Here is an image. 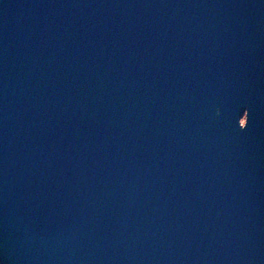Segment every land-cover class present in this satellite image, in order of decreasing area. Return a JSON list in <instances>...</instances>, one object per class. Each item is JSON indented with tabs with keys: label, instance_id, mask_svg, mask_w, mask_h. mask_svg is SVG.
<instances>
[{
	"label": "water",
	"instance_id": "1",
	"mask_svg": "<svg viewBox=\"0 0 264 264\" xmlns=\"http://www.w3.org/2000/svg\"><path fill=\"white\" fill-rule=\"evenodd\" d=\"M0 264H264V0H0Z\"/></svg>",
	"mask_w": 264,
	"mask_h": 264
},
{
	"label": "snow or ice",
	"instance_id": "2",
	"mask_svg": "<svg viewBox=\"0 0 264 264\" xmlns=\"http://www.w3.org/2000/svg\"><path fill=\"white\" fill-rule=\"evenodd\" d=\"M248 114H249V113L247 112V116H248ZM247 123H248V120H247V122L245 123L244 127H246V126H247Z\"/></svg>",
	"mask_w": 264,
	"mask_h": 264
}]
</instances>
